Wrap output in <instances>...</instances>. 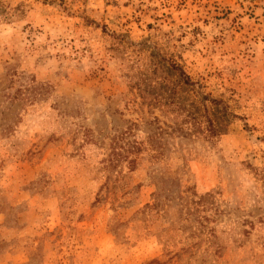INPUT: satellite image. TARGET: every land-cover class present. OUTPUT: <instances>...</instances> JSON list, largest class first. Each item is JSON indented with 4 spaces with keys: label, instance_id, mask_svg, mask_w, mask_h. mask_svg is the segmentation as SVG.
Listing matches in <instances>:
<instances>
[{
    "label": "rangeland",
    "instance_id": "rangeland-1",
    "mask_svg": "<svg viewBox=\"0 0 264 264\" xmlns=\"http://www.w3.org/2000/svg\"><path fill=\"white\" fill-rule=\"evenodd\" d=\"M0 264H264V0H0Z\"/></svg>",
    "mask_w": 264,
    "mask_h": 264
},
{
    "label": "trees",
    "instance_id": "trees-1",
    "mask_svg": "<svg viewBox=\"0 0 264 264\" xmlns=\"http://www.w3.org/2000/svg\"><path fill=\"white\" fill-rule=\"evenodd\" d=\"M157 63L166 68L169 76L175 77L174 86L168 91V97L178 100L175 103L176 111H186L189 116L194 118L195 123L202 124V130L210 137H215L228 131L231 121L238 115L230 109V106L223 99L211 97L198 90L195 81H192L190 75L178 61L160 59ZM187 92H194L195 96L198 97V101L194 102L193 100L192 104L182 101L186 97L184 93ZM200 117L202 119H198ZM130 162L135 161L132 159ZM161 206H163L161 198L147 205L148 208L157 210Z\"/></svg>",
    "mask_w": 264,
    "mask_h": 264
}]
</instances>
